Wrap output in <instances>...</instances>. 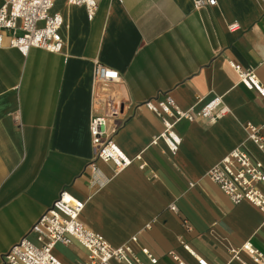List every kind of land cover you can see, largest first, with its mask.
Listing matches in <instances>:
<instances>
[{"label": "crops", "instance_id": "0c3cea01", "mask_svg": "<svg viewBox=\"0 0 264 264\" xmlns=\"http://www.w3.org/2000/svg\"><path fill=\"white\" fill-rule=\"evenodd\" d=\"M95 1L90 18L83 5L53 0L51 11L64 22L59 52L0 47V262L62 189L84 202L80 220L110 245L136 236L132 248L147 264L139 246L155 264H177L171 250L196 264L180 239L210 264H241L232 250L247 241L264 254V212L247 201L233 204L206 175L234 148L264 164L245 128L258 125L264 137V96L240 84L231 67L254 69L264 85L261 0L198 8L194 0ZM95 62L120 75L111 84L123 103L113 140L128 157L142 156L117 173L94 158L89 133ZM165 96L194 112L218 96L228 113L214 123H176L181 141L171 153L162 140L152 143L163 123L143 105ZM53 248L62 264L86 258L75 239ZM249 255L239 252L260 264Z\"/></svg>", "mask_w": 264, "mask_h": 264}, {"label": "built area", "instance_id": "2783aa9c", "mask_svg": "<svg viewBox=\"0 0 264 264\" xmlns=\"http://www.w3.org/2000/svg\"><path fill=\"white\" fill-rule=\"evenodd\" d=\"M264 6V0H261ZM69 4L83 5L92 18L97 3L95 0H68ZM216 0H194L195 7L213 6ZM53 0H2L0 7V47L8 46L27 52L31 47L42 48L50 52H59L63 47L60 29L64 26L59 13H53ZM235 24H231L233 27ZM231 67L238 76L240 84L247 89L255 90L264 96V85L257 78L254 69L243 68L231 62ZM93 78V112L89 121V133L94 152V158L102 162H110L115 173L120 172L136 159L141 161V154L134 159L128 157L114 142L113 136L119 130L123 103L111 84L120 80L119 73L95 62L92 71ZM143 105L157 114L163 123V130L152 143L162 140L171 153H175L180 145V136L175 125L181 120L192 122L204 119L214 123L228 113V107L221 98L216 96L207 102L199 111L179 108L174 100L165 96L163 100H146ZM247 136L257 148L264 153V137L260 126L245 123ZM96 163L90 167L96 171ZM143 162L140 163L142 167ZM207 177L218 184L221 191L233 202L247 201L264 212V164L252 159L242 149L234 148L207 172ZM84 202L62 189L52 204L31 225L30 231L21 237L2 256L0 264H62L52 253L54 245L61 243L69 245L72 239L77 240L86 249L83 264H113L118 261L123 264H147L132 248L131 243L137 241L136 236L116 248L110 245L100 234L87 228L80 220ZM177 211L174 204L169 206ZM182 225L189 230L190 225L182 220ZM181 247L196 261V264H210L199 255L186 241L180 239ZM243 250L250 254L253 261L264 264V254L255 248L250 241L244 242L240 248L232 250V258L241 264H248L239 257ZM140 254L148 263L155 264L156 256L148 248L139 246ZM177 264H188L175 251L167 253Z\"/></svg>", "mask_w": 264, "mask_h": 264}]
</instances>
